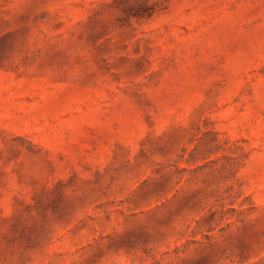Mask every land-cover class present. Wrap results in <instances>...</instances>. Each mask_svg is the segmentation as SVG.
I'll return each instance as SVG.
<instances>
[{
    "label": "rangeland",
    "instance_id": "obj_1",
    "mask_svg": "<svg viewBox=\"0 0 264 264\" xmlns=\"http://www.w3.org/2000/svg\"><path fill=\"white\" fill-rule=\"evenodd\" d=\"M0 264H264V0H0Z\"/></svg>",
    "mask_w": 264,
    "mask_h": 264
}]
</instances>
